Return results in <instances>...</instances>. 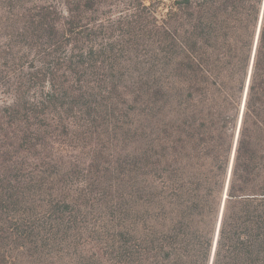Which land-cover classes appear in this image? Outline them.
<instances>
[{"label": "trees", "instance_id": "obj_1", "mask_svg": "<svg viewBox=\"0 0 264 264\" xmlns=\"http://www.w3.org/2000/svg\"><path fill=\"white\" fill-rule=\"evenodd\" d=\"M112 1L3 16L0 264H264V0Z\"/></svg>", "mask_w": 264, "mask_h": 264}, {"label": "rangeland", "instance_id": "obj_2", "mask_svg": "<svg viewBox=\"0 0 264 264\" xmlns=\"http://www.w3.org/2000/svg\"><path fill=\"white\" fill-rule=\"evenodd\" d=\"M49 1L56 4H59L61 0H0V52L1 50H5L8 44H13V49L11 50L12 53L19 52V56L17 58L19 59L17 62H15L16 56L12 57L11 54L9 55V52L7 54L0 55V97L4 96L5 92H8L9 85L1 86V84H5L9 81V79L14 76L11 80H14L18 76H24L27 72L28 65L33 61L31 54L28 53L27 56H23V52L20 51V48L22 46V42H20V39L17 38V36H12L13 31L10 29H7L4 26L5 19L3 18L4 15L14 13L15 5L22 4L25 6H34L40 2ZM126 0H114L112 1L113 7H111V10H114L115 12H118V10H123ZM21 2V3H20ZM111 2V1H109ZM118 9V10H117ZM109 12V10L107 9ZM8 50V49H7ZM17 54V53H16ZM14 55V54H13ZM14 58V60H13ZM29 62V63H28ZM15 63V64H14ZM16 80L11 81V83H14Z\"/></svg>", "mask_w": 264, "mask_h": 264}]
</instances>
